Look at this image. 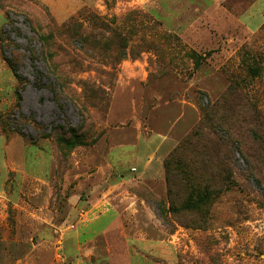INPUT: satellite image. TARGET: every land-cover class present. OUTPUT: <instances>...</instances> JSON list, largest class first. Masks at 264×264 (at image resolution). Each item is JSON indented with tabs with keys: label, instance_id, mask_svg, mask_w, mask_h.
<instances>
[{
	"label": "rangeland",
	"instance_id": "obj_1",
	"mask_svg": "<svg viewBox=\"0 0 264 264\" xmlns=\"http://www.w3.org/2000/svg\"><path fill=\"white\" fill-rule=\"evenodd\" d=\"M0 264H264V0H0Z\"/></svg>",
	"mask_w": 264,
	"mask_h": 264
},
{
	"label": "trees",
	"instance_id": "obj_2",
	"mask_svg": "<svg viewBox=\"0 0 264 264\" xmlns=\"http://www.w3.org/2000/svg\"><path fill=\"white\" fill-rule=\"evenodd\" d=\"M61 34H62V32H61ZM66 35V34H65ZM51 38H53V34L52 33H50V34H48V35H42V34H38L37 33V37H36V39H37V41H39V42H41L42 43V45L43 46H45V45H47V44H49V40L51 39ZM72 41L74 40V43H76V42H78L79 41V39L78 38H74L73 37V39H72V37H69ZM81 49H83V46H81L80 47ZM122 54V56H123V54H124V52L123 53H121ZM70 55V53H68V56ZM41 59L44 63H45V66H46V73H44V72H39L41 75H45L47 78H49V79H53V80H55V81H52V82H50V83H48L46 86L48 87V88H50L53 92H54V94L57 96L58 94H62L63 93V95H65L64 97H60V99L59 100H61L62 101V99L63 100H67L68 102L71 100V101H73L74 103H75V105L78 107V108H80V109H82L83 107H84V105H85V102H86V100H87V98H90V99H105V97L104 96H99L98 97V95L99 94H101V91H100V89H94L95 87H93V86H88L87 84H85L84 86H83V88H84V95H85V98H70V96H68L67 94H64V91L66 90V85H63V83H61V81H60V78H61V76L58 74V73H56V70L55 69H52V68H50L48 65H47V61H49L50 59L49 58H51V56H49L48 58L44 55V50H41V52H40V54H38L37 52H34L33 53V55L31 56V59L32 60H38V59ZM10 63L12 64V67L16 70V68H15V65L13 64V62L10 60ZM36 67V66H35ZM37 70V69H36ZM19 75V74H18ZM18 92H20V89H18ZM18 96H19V99H20V95L18 94ZM58 103H59V101H58ZM60 104V103H59ZM69 141H66V143H68Z\"/></svg>",
	"mask_w": 264,
	"mask_h": 264
}]
</instances>
